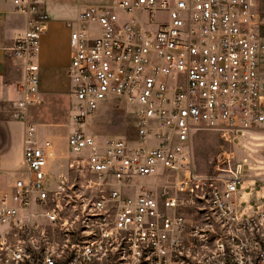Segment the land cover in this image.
I'll list each match as a JSON object with an SVG mask.
<instances>
[{
  "label": "built area",
  "instance_id": "obj_1",
  "mask_svg": "<svg viewBox=\"0 0 264 264\" xmlns=\"http://www.w3.org/2000/svg\"><path fill=\"white\" fill-rule=\"evenodd\" d=\"M13 3L27 16L10 48L25 60L24 109L39 102L48 16ZM78 22L74 128L62 150L25 125L24 169L0 171V264H264V199L241 200L245 163L223 151L202 172L193 150L200 131L234 144L264 130L259 0H108ZM115 99L131 105L136 143L87 129Z\"/></svg>",
  "mask_w": 264,
  "mask_h": 264
},
{
  "label": "crops",
  "instance_id": "obj_2",
  "mask_svg": "<svg viewBox=\"0 0 264 264\" xmlns=\"http://www.w3.org/2000/svg\"><path fill=\"white\" fill-rule=\"evenodd\" d=\"M107 1L100 4H106ZM38 2L39 9L48 16V27L41 36L40 51L36 57V62L40 66L41 78L39 102L28 105L24 109H19L17 106L19 96L16 92L17 86L25 79V60L12 55L10 48L13 46L16 36L26 29L27 16L16 10L13 0H10V4L12 3L13 6L2 8L0 5V100L5 97L17 98L15 105L19 110L14 114V119L4 120L0 118V171L5 180L14 179L18 176V170L24 169L25 125L34 124L37 126L41 137L49 136L54 139L52 131L49 130L44 133L40 127L57 123L66 116L67 105L69 103L72 105L74 102L73 91L70 87L72 83L66 74L71 59L70 37L72 30L80 28H75L74 23L76 20L78 21L80 12L87 6L82 9L79 8L76 15H71V8H63L56 3V0H38ZM263 3L264 0H259L260 8L264 13ZM75 113L76 111L71 109L70 117L73 124ZM13 141H15L14 154L9 149ZM253 148H255L253 154L262 158L263 161L251 160L246 154L244 155L247 157L242 158V147L241 149L236 148L237 155H240L241 161L245 163L244 166L252 163L255 171L252 176H249L248 182L242 186L244 176L239 191L241 200H249L252 204L258 205L264 199V155L261 153L264 144L253 146ZM18 152L22 157L21 167H13V156H18ZM9 175H13L12 179H8Z\"/></svg>",
  "mask_w": 264,
  "mask_h": 264
},
{
  "label": "rangeland",
  "instance_id": "obj_3",
  "mask_svg": "<svg viewBox=\"0 0 264 264\" xmlns=\"http://www.w3.org/2000/svg\"><path fill=\"white\" fill-rule=\"evenodd\" d=\"M107 0H56V3L61 5L63 8H71V15H76L77 11L90 4H100ZM1 7L7 8L10 4V0H1ZM264 8V3L262 4ZM165 17V16H163ZM81 24L76 20L74 27L78 28ZM72 91V84H71ZM17 93V92H16ZM17 98L5 97L0 100V118L14 119V114L19 110L15 105ZM71 109L75 110V99L72 105H67L66 116L62 117L57 123H51L40 127L42 132L52 131L54 139L62 150L66 149V138L68 134L73 130V121L71 120ZM132 111L131 105L122 99H115L109 104L105 105L93 118L90 120L87 129L92 132L97 138H107L108 136H119L128 138L131 143L137 142L136 129L134 128L132 119L129 117V113ZM19 128V127H18ZM15 134V132H13ZM13 134V135H14ZM240 138L245 136L246 138L242 141L236 140L234 144H230L222 140L217 132L214 131H200L196 134L194 141V156L198 170L211 171L214 164L216 163L217 156L223 151L230 152L235 156V161H241V156L237 155L236 148L241 149L242 158L249 157L254 161H263L262 158L256 157L253 154L255 148L253 146H262L264 144V130L253 129L248 132H241ZM15 141H13L9 147L10 150L15 153ZM1 145V143H0ZM252 146V147H251ZM264 155V148L261 151ZM246 154V155H244ZM18 156H13V167L20 166L22 162L21 154L18 152ZM23 166V163H22ZM254 167L252 163L244 166V186L249 176L254 174ZM13 175H9L8 179H12ZM147 182V181H145Z\"/></svg>",
  "mask_w": 264,
  "mask_h": 264
}]
</instances>
